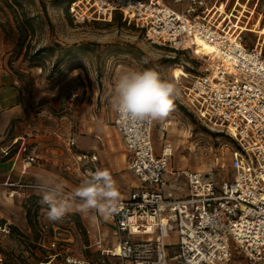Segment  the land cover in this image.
Segmentation results:
<instances>
[{"label": "rangeland", "instance_id": "rangeland-1", "mask_svg": "<svg viewBox=\"0 0 264 264\" xmlns=\"http://www.w3.org/2000/svg\"><path fill=\"white\" fill-rule=\"evenodd\" d=\"M246 1L240 0L237 5L238 20L229 12L236 0L211 3L226 18L230 15L233 25L248 29L247 39L252 41L264 23V0H258L257 5V0ZM70 2L0 0V75H10L23 89L27 112L19 118V128L29 151L39 153L46 167L51 163L63 185L66 182L74 186L76 178L64 169L69 157L67 138L72 135L80 141L85 135H92L97 139L99 133L106 145L100 140L99 143L107 146L109 157L122 153L110 104L115 81L128 68H154L179 88L171 111L155 121L153 138L157 151L166 143L172 147L174 169L201 170L217 180L232 177L231 162L237 147L234 139L202 121L185 93L204 62L191 50L177 51L151 41L141 26L125 20L119 12L112 19L76 22L70 15ZM177 63L183 67L180 78L173 73ZM14 129L15 124L9 137ZM7 140L0 139V146ZM15 151L17 147L13 146L12 153ZM109 162L106 159L107 168ZM9 164H1L0 169ZM114 164L119 168L117 174L129 171L125 161ZM18 170L14 169L12 180L20 179ZM180 174L170 177L176 193L188 189ZM116 186L119 194L127 193L123 183L117 181ZM8 191L9 186L0 183V222L8 221L11 227L7 234L0 232L3 264H70L64 260L66 254L89 261L86 264H121L107 252L121 236L110 216L105 218L95 211L82 214L73 208L62 221L50 222L46 219L47 206L39 203L40 190L38 195L34 188H22L14 196ZM28 207L32 222L27 217ZM77 218L83 227L77 224ZM54 237L57 245L51 248L49 241ZM169 239H176L175 232ZM56 251L57 257L47 262ZM169 264L182 263L170 259ZM220 264L251 263L237 252L231 261Z\"/></svg>", "mask_w": 264, "mask_h": 264}, {"label": "built area", "instance_id": "built-area-1", "mask_svg": "<svg viewBox=\"0 0 264 264\" xmlns=\"http://www.w3.org/2000/svg\"><path fill=\"white\" fill-rule=\"evenodd\" d=\"M173 2L73 0L70 15L76 22H87L112 19L119 12L141 26L151 41L191 50L202 60L203 69L185 93L202 121L234 139L233 176L217 180L201 170L174 169L172 147L166 143L160 152L156 150L155 121L122 122L115 113L114 125L129 149V168L138 185L127 197H119L110 215L121 236L107 252L121 264H169L170 259L182 264H220L231 261L237 252L251 264H264V23L249 41L248 29L233 25L231 16H223L211 0ZM239 2L229 11L237 20ZM199 38L214 44L212 54L197 51ZM19 139L2 148L0 159L1 154L20 158L22 174L34 164L43 166L24 137ZM67 143L71 152L64 169L76 178V184L64 186L65 195L88 174L102 170L97 152L81 149L72 135ZM13 146L17 147L14 153ZM179 173L188 188L180 196L174 187L168 189L169 176ZM2 183L9 186L10 196L22 188L39 189V184L10 177ZM10 230L8 221L0 222V232ZM172 232L175 240L169 239ZM56 245L55 238L49 241V247ZM73 259L89 263L72 254L64 257L67 263Z\"/></svg>", "mask_w": 264, "mask_h": 264}, {"label": "clouds", "instance_id": "clouds-1", "mask_svg": "<svg viewBox=\"0 0 264 264\" xmlns=\"http://www.w3.org/2000/svg\"><path fill=\"white\" fill-rule=\"evenodd\" d=\"M179 88L154 68H128L118 75L110 96L113 111L122 122H151L163 119L174 106ZM41 199L47 206L46 219L62 221L73 208L80 213L98 212L108 218L119 203L116 182L107 170L88 174L70 194L53 178L39 179ZM70 264H81L71 260Z\"/></svg>", "mask_w": 264, "mask_h": 264}, {"label": "crops", "instance_id": "crops-1", "mask_svg": "<svg viewBox=\"0 0 264 264\" xmlns=\"http://www.w3.org/2000/svg\"><path fill=\"white\" fill-rule=\"evenodd\" d=\"M23 93H24L23 89L21 88V86L19 85V82L16 79H14L8 74L0 75V139L1 141L3 139L7 140V137H9V134H10V130L15 124V129L11 132V136L4 143V145L0 146V151L2 150V148L5 147V145L6 146L11 145L15 138H20L19 140H21V138L24 137L22 135L21 129L19 128V123H21V120H19V118L26 115V112H27L26 107L24 105V101H23L24 100ZM113 126L118 134V137L120 138L121 145L124 149L122 153L118 155L116 154L112 155L113 157H109L107 154V146H101L99 143V140H100L102 141L103 145H106L105 142H103L102 137L99 133L96 134L97 139H95L92 135H85V138H81L80 141L77 140V144L81 149L95 151L99 154L101 169L109 171L114 181L123 183L124 187L127 189V193L125 195L119 194V197L124 198V197H127L130 191L135 186L138 185V180L136 179V176L134 175L132 170L129 168V149L126 145V142L122 134L116 129L114 123H113ZM70 152L71 150L69 148V156H70ZM37 154L39 155V153ZM106 159H110L111 161L109 162L108 168L106 167ZM14 160H15V155H12L10 157V156H5L1 154L0 167H1V164H7V163H10V164L7 168L3 170L0 169V181H1L0 183L4 182L9 177L11 179L12 173L16 167L21 169L22 160L20 158L16 159L15 160L16 162H14ZM121 160L125 161L126 167L128 168L129 171H127L126 173L121 172L117 174L115 173V171H117L119 168L116 167L114 163L116 161H121ZM43 164H44L43 166L40 164H34L28 169L26 173H23V174L19 172L18 170V173L21 176L20 179L18 180L26 182V183L39 184L40 178L48 177V178H53L57 181H60V179H58V176H60V174H58L55 170H53L52 164L49 163L50 165L49 167H46L44 162ZM63 178L67 180L65 177ZM65 183H64V186H70L69 184L67 185V183L66 184ZM173 185L174 183L171 182L170 185L168 186V189L173 188ZM177 187H180V185H177ZM23 190L25 191V188H23ZM34 190L38 195H40V193L37 192V190L39 189L35 188ZM186 192H182V193L175 192V194L180 196V195L185 194ZM98 241L102 242V238H99ZM116 243H114V245ZM58 254H59L58 251H56L55 253H51L49 255L50 260L47 262L54 260Z\"/></svg>", "mask_w": 264, "mask_h": 264}, {"label": "bare ground", "instance_id": "bare-ground-1", "mask_svg": "<svg viewBox=\"0 0 264 264\" xmlns=\"http://www.w3.org/2000/svg\"><path fill=\"white\" fill-rule=\"evenodd\" d=\"M198 47H197V51L199 53H210L212 54L213 50L215 49V46L213 43L208 42L202 38H199L198 40ZM174 76L177 78H180L182 76L183 73V67H182V63H177L176 67L173 70Z\"/></svg>", "mask_w": 264, "mask_h": 264}, {"label": "trees", "instance_id": "trees-1", "mask_svg": "<svg viewBox=\"0 0 264 264\" xmlns=\"http://www.w3.org/2000/svg\"><path fill=\"white\" fill-rule=\"evenodd\" d=\"M71 1H73V0H71ZM70 4H71V2H70ZM69 10H70V6H69ZM121 15H122V14H121ZM175 50H177V51H182V50H178V49H175ZM26 212H27V217H28L29 222H32V219L30 218L31 207H28L27 210H26ZM76 221H77V224H78L80 227H83V224H82V221L80 220V218H77ZM12 228H15V226L13 225Z\"/></svg>", "mask_w": 264, "mask_h": 264}]
</instances>
